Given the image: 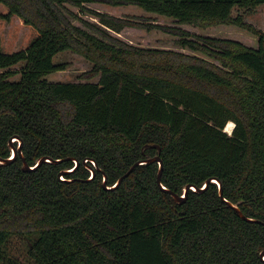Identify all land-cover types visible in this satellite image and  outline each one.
<instances>
[{"label": "trees", "instance_id": "obj_1", "mask_svg": "<svg viewBox=\"0 0 264 264\" xmlns=\"http://www.w3.org/2000/svg\"><path fill=\"white\" fill-rule=\"evenodd\" d=\"M0 3L9 8L6 19L17 15L39 33L23 51L0 50V158L12 157L18 137L30 167L43 157L62 160L30 172L20 156L0 166V264H22L7 253L13 237L28 239V264H264V32L233 16L235 8L251 13L264 0ZM89 3L133 5L201 28L237 26L257 35L259 45L120 19L87 9ZM66 4L116 33L169 31L209 60L135 47L97 24L83 30ZM65 51L93 64L82 76L88 81L47 80L65 70L55 63ZM153 145L162 149L166 188L182 195L187 185L217 178L227 201L263 223L241 219L215 183L177 203L157 183L158 163L104 188V175L112 188L136 163L157 156ZM69 158L80 163L73 172ZM87 166L95 170L92 180Z\"/></svg>", "mask_w": 264, "mask_h": 264}, {"label": "rangeland", "instance_id": "obj_2", "mask_svg": "<svg viewBox=\"0 0 264 264\" xmlns=\"http://www.w3.org/2000/svg\"><path fill=\"white\" fill-rule=\"evenodd\" d=\"M65 6L68 10L77 15L75 19L72 17L70 18L75 26L89 32L90 30L86 27L85 23L97 24L102 27L99 20L94 15L69 4ZM85 7L89 10L101 14H108L120 19L133 20L135 22H143L144 19L145 22L143 23L148 25L167 29H182L192 35L235 40L254 49H257L259 45V37L257 35L237 26L220 25L201 28L191 25H182L178 24L177 21L172 18L148 13L133 5L111 6L102 3H89L86 4ZM7 15H9V8L0 3V50L4 54H13L27 49L39 33L34 26L24 23L17 15L11 16L9 20L5 18ZM237 15L242 16L247 25L264 32V5L257 7V9L251 13H247L243 9L235 8L233 16L236 17ZM104 29L108 31L110 35L135 47L174 52L181 55L195 56L209 60L201 54L194 53L181 47L178 43L179 37L169 31L156 28L148 31L142 28L126 27L120 33H116L112 30ZM55 63L64 64L66 68L64 71L56 72L47 77L48 81L54 83L86 82L88 80L85 81L82 79V76L93 68V64L90 61L74 51H65L59 54L55 58ZM23 66L24 64L21 63L13 67V69L19 70ZM12 80L19 81L20 75L13 77ZM98 81V77L90 80L92 83H97ZM234 127L235 126L232 127V130ZM226 128L229 129L227 126ZM226 128L225 131L230 135L232 130L227 131ZM28 248L29 242L26 237H13L9 242L7 253L9 256L18 259L22 264H28Z\"/></svg>", "mask_w": 264, "mask_h": 264}, {"label": "water", "instance_id": "obj_3", "mask_svg": "<svg viewBox=\"0 0 264 264\" xmlns=\"http://www.w3.org/2000/svg\"><path fill=\"white\" fill-rule=\"evenodd\" d=\"M15 141H18V142H19V146H18V148H16V147L14 146V142H15ZM22 146H23V141H22L21 139H19L18 137L13 138V139L11 140V144H10V147H11V149H12V157L9 158V159H3V158H0V166H6V165L11 164L13 161H15V160L18 158V156H20L21 159H22V161H23V171H25V172L34 171V170H36L37 168H39V167H40L43 163H45V162H48V163H51V164H59V163L62 162V160H53V159L48 158V157H43V158L39 159V161L37 162V165H36L35 167H30V166L28 165L27 161H26V158L24 157V155H23V153H22ZM152 148H155V149L158 150V154H157V156H155V157H153V158H149V159H147V160H142V161L136 163V164H135V165H134V166H133V167H132V168H131V169H130V170H129V171H128V172H127V173H126V174H125L120 180H119V181H118V183H117L114 187H112V188H108V187H107V176L104 175V181H103L104 188H105L106 190H108V189H109V190H114V189H116L117 187L120 186V184L123 182V180L126 179L127 177H129V176L131 175V173L135 170V168H136L137 166H139V165L158 163V164H159V172H158V176H157V183H158L159 187H160L164 192L170 194V195L173 197V199H174L177 203H179V204H183V203L187 200V198H188V194H189V191H190V190H192V191H194V192H196V193H204V192L209 188V186H210L212 183H215V184H217L218 187H219V196H220V198L222 199V201H224V202L228 205V207H230V208H232L233 210H235V211L238 213V215H239V217H240L241 219H243V220H245V221H247V222H251V223H263V222H261V221H259V220H256V219H252V218H248V217H246V216L243 214V212L241 211L239 205H237V204H233V203L227 201V200L224 198L222 183H221V181H220L219 179H217V178H211V179L207 180L201 188H199V187H197V186H195V185H187V186L184 188V190H183V194H182V195H178L177 193H175V192L169 190L168 188H166V187L162 184V175H163V171H164V162H163V160H162V158H161L162 149H161V147L158 146V145H153ZM68 160H73V161L75 162V164H76V167H75L73 170L68 171V172H73L75 169H77V167H79L80 163H79L78 160H76V159H72V158H69ZM85 163H87V161H85ZM92 163H93L94 168H98V166H97V164H96V162H95L94 160H92ZM87 167L90 169V171H91V173H92V177H91V179H90V180H92L93 177L95 176V170H94V168L91 167V166H87ZM68 172H66V171L62 172V173L60 174V178L63 180V179H64V178H63L64 174H66V173H68ZM263 224H264V223H263ZM261 258H262V260L264 261V251H262V253H261Z\"/></svg>", "mask_w": 264, "mask_h": 264}, {"label": "bare ground", "instance_id": "obj_4", "mask_svg": "<svg viewBox=\"0 0 264 264\" xmlns=\"http://www.w3.org/2000/svg\"><path fill=\"white\" fill-rule=\"evenodd\" d=\"M233 126H235L233 122L228 123L227 127H229L230 130L226 128L227 131H231ZM233 130H234V128H233ZM233 130L231 132H233Z\"/></svg>", "mask_w": 264, "mask_h": 264}]
</instances>
